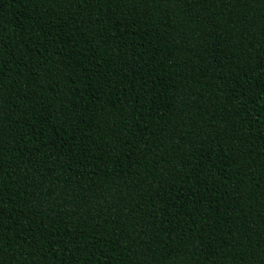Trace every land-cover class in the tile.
<instances>
[{
	"label": "trees",
	"instance_id": "obj_1",
	"mask_svg": "<svg viewBox=\"0 0 264 264\" xmlns=\"http://www.w3.org/2000/svg\"><path fill=\"white\" fill-rule=\"evenodd\" d=\"M0 264H264V0H0Z\"/></svg>",
	"mask_w": 264,
	"mask_h": 264
}]
</instances>
